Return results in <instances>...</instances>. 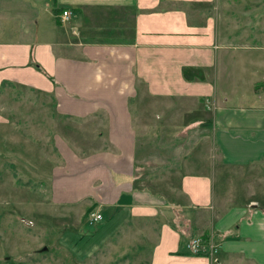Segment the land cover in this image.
Returning <instances> with one entry per match:
<instances>
[{"label": "crops", "instance_id": "1", "mask_svg": "<svg viewBox=\"0 0 264 264\" xmlns=\"http://www.w3.org/2000/svg\"><path fill=\"white\" fill-rule=\"evenodd\" d=\"M50 1L0 0V100L17 90L41 100L30 106L50 122L47 147L32 144V161L49 149L46 162H58L33 185L67 210L64 235L89 225L93 208L99 228L77 237L93 253L136 232L128 248L141 264H214L186 249L213 234L217 264H264V212L245 196L225 206L215 188L232 168L264 177V0ZM55 8L71 17L61 22ZM146 99L180 107L146 124ZM170 113L183 116L171 138L190 145L174 159L182 204L175 187L138 186L140 139L170 130Z\"/></svg>", "mask_w": 264, "mask_h": 264}, {"label": "rangeland", "instance_id": "2", "mask_svg": "<svg viewBox=\"0 0 264 264\" xmlns=\"http://www.w3.org/2000/svg\"><path fill=\"white\" fill-rule=\"evenodd\" d=\"M49 2L51 3L50 0ZM21 94L17 90L16 95ZM16 95L0 100V106L5 107L4 113L9 120L0 131V264H141L140 261L144 258H133V250L130 252L128 248L129 242L137 238L136 232L124 234L123 238L102 246L94 253L90 246L84 244L85 238L79 242L77 237L89 236L98 226L82 223L78 226L79 231L71 230L70 234L64 235L66 231L73 229L63 225L70 222L62 217L67 210L50 206L49 194L38 191V187L33 185L35 181L45 182V177L51 176L52 166L58 162L52 154V158L46 162L45 157L50 156L49 149L46 156L36 153L40 158L39 162L32 161L33 145L37 146L38 151H44L47 147L43 136L50 122H46L42 115L32 116L30 105H41V100L34 102L36 96L32 97V94L30 99L28 94L26 99H20ZM172 104V101L164 104L160 100L146 99L139 105L142 121L149 124L161 114L163 108L180 107ZM32 117H35L33 121ZM182 117L179 113L165 114L161 121L170 130L162 131L159 128L158 137H152L155 126H150L152 129L147 136L140 139L141 154L138 160L141 169L139 188H151L167 194L175 187L177 204H182L183 200L176 192L178 177L174 159L180 157L178 151L184 153L190 145L189 138L184 134L179 139H173L171 135L172 127L179 125ZM32 124L37 128L36 133L41 136L40 139H34ZM226 174L215 181L216 192L220 200H224L223 204L232 206L237 199L245 196L264 212V177L259 168H232ZM90 214L91 212L87 214V219ZM207 236L208 234L205 237ZM89 242L90 240L86 243ZM43 248L46 250L41 251ZM79 248L83 249L78 250ZM82 253L87 255L82 257Z\"/></svg>", "mask_w": 264, "mask_h": 264}, {"label": "built area", "instance_id": "3", "mask_svg": "<svg viewBox=\"0 0 264 264\" xmlns=\"http://www.w3.org/2000/svg\"><path fill=\"white\" fill-rule=\"evenodd\" d=\"M71 17V13L68 11H63L60 15L61 22L67 21ZM102 216L100 214L91 213L88 216L89 225H94L102 221ZM186 249L191 255H206L211 263H218L216 255L218 253V246L215 242L213 234L207 237L198 236L191 238L186 243Z\"/></svg>", "mask_w": 264, "mask_h": 264}, {"label": "trees", "instance_id": "4", "mask_svg": "<svg viewBox=\"0 0 264 264\" xmlns=\"http://www.w3.org/2000/svg\"><path fill=\"white\" fill-rule=\"evenodd\" d=\"M64 10L62 8H59V9H54V15H61V13L63 12ZM31 65L36 69V70H40L39 66L36 64V63H31ZM93 210L92 209H88L87 212H86V215L89 214L91 211ZM206 236V234H204Z\"/></svg>", "mask_w": 264, "mask_h": 264}, {"label": "water", "instance_id": "5", "mask_svg": "<svg viewBox=\"0 0 264 264\" xmlns=\"http://www.w3.org/2000/svg\"><path fill=\"white\" fill-rule=\"evenodd\" d=\"M46 250V248H43L41 251H45Z\"/></svg>", "mask_w": 264, "mask_h": 264}]
</instances>
